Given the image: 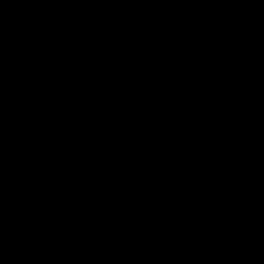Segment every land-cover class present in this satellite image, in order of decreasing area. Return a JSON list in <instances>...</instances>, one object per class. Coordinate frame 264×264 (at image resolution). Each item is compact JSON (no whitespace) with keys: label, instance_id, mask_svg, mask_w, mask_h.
<instances>
[{"label":"trees","instance_id":"obj_1","mask_svg":"<svg viewBox=\"0 0 264 264\" xmlns=\"http://www.w3.org/2000/svg\"><path fill=\"white\" fill-rule=\"evenodd\" d=\"M264 159V0H0V264H180ZM193 264H264V175Z\"/></svg>","mask_w":264,"mask_h":264},{"label":"water","instance_id":"obj_2","mask_svg":"<svg viewBox=\"0 0 264 264\" xmlns=\"http://www.w3.org/2000/svg\"><path fill=\"white\" fill-rule=\"evenodd\" d=\"M263 175L264 159L226 191L195 232L184 259L180 264H193L195 262L199 250L221 215L246 188Z\"/></svg>","mask_w":264,"mask_h":264},{"label":"clouds","instance_id":"obj_3","mask_svg":"<svg viewBox=\"0 0 264 264\" xmlns=\"http://www.w3.org/2000/svg\"><path fill=\"white\" fill-rule=\"evenodd\" d=\"M184 259V258H183Z\"/></svg>","mask_w":264,"mask_h":264}]
</instances>
